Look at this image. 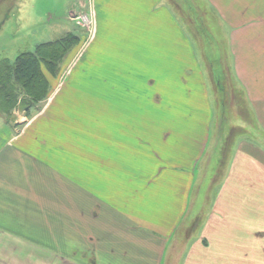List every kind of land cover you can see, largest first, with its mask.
I'll use <instances>...</instances> for the list:
<instances>
[{
  "label": "crops",
  "instance_id": "1",
  "mask_svg": "<svg viewBox=\"0 0 264 264\" xmlns=\"http://www.w3.org/2000/svg\"><path fill=\"white\" fill-rule=\"evenodd\" d=\"M198 1L226 29L223 42L209 39L227 44L239 86L224 91L231 99L220 111L190 45L206 41L194 28L193 37L185 34L175 7L86 0L92 34L80 33L43 109L55 99L61 112L83 100L94 105L86 109L96 113L93 136L83 140V264H264V0ZM158 90L167 105L152 104ZM137 106L161 112L144 110L147 118L135 120ZM16 130L0 118V230L7 233L8 219L23 224L41 199L39 185L24 184L36 175L24 163L38 157L25 156ZM212 162L222 179L201 220L193 190Z\"/></svg>",
  "mask_w": 264,
  "mask_h": 264
},
{
  "label": "rangeland",
  "instance_id": "2",
  "mask_svg": "<svg viewBox=\"0 0 264 264\" xmlns=\"http://www.w3.org/2000/svg\"><path fill=\"white\" fill-rule=\"evenodd\" d=\"M163 1L168 8L173 6L181 13L183 18L174 14L181 22L183 21L186 35L192 36L194 28L197 37L206 41L204 44H199L193 38L194 44L190 45L193 47L195 60L206 74L210 91L214 94L217 111L222 110V107L218 109V105H223L221 103L223 98L226 100V105L231 99L230 93L224 91L239 87L230 76L228 56H226L227 44L213 43L215 37L216 41L223 42L222 33H226L224 25H220L219 19L217 20L213 15V10H210L213 15L211 17L206 2ZM81 3L84 6L87 2L86 0H0V64L5 60L14 63L18 57L33 53L35 46L40 42L49 41L51 44L64 42L71 36L79 37L80 33L89 38L92 32L79 29L74 22V18L78 15H90L87 7L80 8ZM77 9L82 10L77 11ZM210 37L214 39H209ZM209 40L211 42L207 44ZM75 47L77 45L73 49ZM44 74L50 85L53 84V79H56L53 86L57 89L59 83H63L61 79L57 80L58 77L54 78L46 70ZM51 89L53 88L49 87V94ZM61 90L63 89L61 88L58 93ZM156 92L154 91L152 96V104L160 102L162 106L167 105L166 99L160 96L159 90ZM48 98L36 101L31 109L33 116L35 115L32 119H27L19 111L13 113L12 119L0 112V118L17 129L18 134L23 137L18 146L25 156L34 157L32 156L34 154L38 157L33 161L36 164L34 166L29 167L24 163L25 170L33 169L36 174L26 176L24 184L39 185L41 190L39 192L41 199L34 201L33 207L37 208L30 209L33 211V214L32 211L30 213V218H25L23 224L18 227L10 224L12 222L10 218L8 233L0 230L7 233L0 232V264H83V248H85L83 247V140L91 139L89 136H93L91 133L95 128L93 124L96 113L86 111L94 105H87L84 100L82 107L77 104L70 107L66 105V108L76 111H56L57 99H55L57 103L52 102L43 111ZM136 109L138 111L133 116L135 120L137 116L141 120L144 116L147 118L148 114L150 117L161 112L159 109L155 110L153 106L150 108L137 106ZM144 110H148V114L145 115ZM222 114H225V111ZM248 119L251 117L247 116ZM248 124L252 125V123ZM41 140H45L44 143H40ZM220 147L221 152L218 156L222 159L223 145ZM217 167L218 163L212 162L210 169L205 170L199 180V188L193 190L197 196L196 206L200 207V219H203L211 209L218 182L222 179V169L219 170ZM36 169L39 170V175ZM47 217L49 220L53 219L54 223L51 222L50 225L34 223L36 220L43 221ZM197 229L194 226L192 232L195 233ZM251 243L254 242L249 241V244Z\"/></svg>",
  "mask_w": 264,
  "mask_h": 264
},
{
  "label": "trees",
  "instance_id": "3",
  "mask_svg": "<svg viewBox=\"0 0 264 264\" xmlns=\"http://www.w3.org/2000/svg\"><path fill=\"white\" fill-rule=\"evenodd\" d=\"M78 41V37L71 36L56 45L41 44L33 53L18 57L14 63L3 61L0 64V112L12 119L13 113L19 111L32 119L35 115L31 109L36 101L48 98L51 87L44 70L58 77L63 61Z\"/></svg>",
  "mask_w": 264,
  "mask_h": 264
},
{
  "label": "built area",
  "instance_id": "4",
  "mask_svg": "<svg viewBox=\"0 0 264 264\" xmlns=\"http://www.w3.org/2000/svg\"><path fill=\"white\" fill-rule=\"evenodd\" d=\"M78 27L85 31L92 32L93 21L90 15L83 14L75 18Z\"/></svg>",
  "mask_w": 264,
  "mask_h": 264
}]
</instances>
